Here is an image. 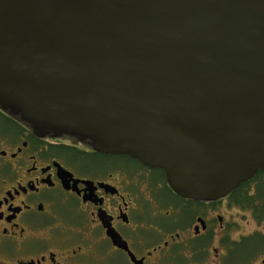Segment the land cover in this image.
I'll list each match as a JSON object with an SVG mask.
<instances>
[{"label":"water","instance_id":"obj_1","mask_svg":"<svg viewBox=\"0 0 264 264\" xmlns=\"http://www.w3.org/2000/svg\"><path fill=\"white\" fill-rule=\"evenodd\" d=\"M0 105L223 198L264 171V0H0Z\"/></svg>","mask_w":264,"mask_h":264},{"label":"flooded vegetation","instance_id":"obj_2","mask_svg":"<svg viewBox=\"0 0 264 264\" xmlns=\"http://www.w3.org/2000/svg\"><path fill=\"white\" fill-rule=\"evenodd\" d=\"M236 189L217 200L183 197L165 169L37 134L0 105V254L13 258L0 264H225L241 242L230 241L227 210L264 219L262 199L237 203ZM250 235L264 242L260 231ZM252 252L244 264H264V247Z\"/></svg>","mask_w":264,"mask_h":264},{"label":"rangeland","instance_id":"obj_3","mask_svg":"<svg viewBox=\"0 0 264 264\" xmlns=\"http://www.w3.org/2000/svg\"><path fill=\"white\" fill-rule=\"evenodd\" d=\"M263 182V178H257L255 182H253V185L258 186L259 183ZM227 211L231 215L230 220L232 224H234V227L231 229L230 241L232 243L236 241L241 242L235 244L233 251L225 259V264H244L245 260L252 255V251L256 248L264 247V242L262 240L249 238L254 230H258L264 234V219L261 221L257 220L250 211H246L239 206H233ZM244 238L246 239L244 240ZM260 252L261 251H259L258 254ZM12 255H14V253H12ZM1 262H13V258L10 255L6 256L0 254V263Z\"/></svg>","mask_w":264,"mask_h":264},{"label":"trees","instance_id":"obj_4","mask_svg":"<svg viewBox=\"0 0 264 264\" xmlns=\"http://www.w3.org/2000/svg\"><path fill=\"white\" fill-rule=\"evenodd\" d=\"M257 178H263L264 179V172L260 170V173L257 174V176L252 179L253 181ZM250 182H244L240 186L237 187L236 191L233 193L232 198L237 202L241 204H249L253 201H257L258 199H262V203H264V182L259 183L257 186V192L255 195L248 194L246 191V187H248ZM264 214V210L263 213Z\"/></svg>","mask_w":264,"mask_h":264}]
</instances>
